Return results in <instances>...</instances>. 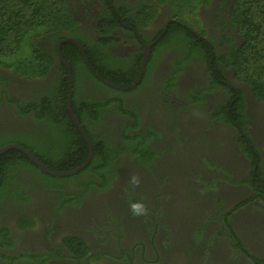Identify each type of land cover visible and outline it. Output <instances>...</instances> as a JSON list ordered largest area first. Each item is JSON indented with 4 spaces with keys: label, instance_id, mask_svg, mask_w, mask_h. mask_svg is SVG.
I'll list each match as a JSON object with an SVG mask.
<instances>
[{
    "label": "flooded vegetation",
    "instance_id": "flooded-vegetation-1",
    "mask_svg": "<svg viewBox=\"0 0 264 264\" xmlns=\"http://www.w3.org/2000/svg\"><path fill=\"white\" fill-rule=\"evenodd\" d=\"M153 2L68 0L82 41L100 46L109 59L123 63L114 72L104 68L106 77L66 40H76L71 36L55 43L54 36L40 37L39 47L52 59L43 77H22L0 65V138L29 139L63 124L81 136L88 156L74 116L89 139L100 137L112 150L107 184L85 173L55 187L34 186L23 174L12 175L20 193L29 198L0 204V230L5 229L13 242L0 247V256L9 259L0 257V264H264V101L220 61L224 78L214 72L212 59L209 67L193 59L176 70V49L155 51L176 23L204 41L211 54L223 53L227 47L219 42L224 34L238 41L228 17L231 0L198 5L194 26L177 21L165 4L156 6L155 15L142 25L137 8L153 7ZM101 12L116 20L105 19L98 31L94 18ZM65 42L72 43L83 59L76 91L72 65L60 50ZM146 51L144 71L132 88L105 83L115 85L111 72L128 82L134 66L140 71ZM66 65L72 77L71 110ZM195 96L199 100L194 102ZM89 99L98 100V105ZM30 101L52 103L53 108L42 111L53 112L43 113L39 122L34 117L37 109L20 114L17 105ZM120 105L125 114L116 110ZM135 135L153 154L148 163L126 149L128 137ZM90 143L88 163L72 175L55 178H72L82 171L93 157L91 139ZM133 175L139 186L130 183ZM136 200L146 205L145 213H131L129 203ZM24 217L33 220L32 226L17 225ZM66 238L80 239L86 253L79 257L65 244Z\"/></svg>",
    "mask_w": 264,
    "mask_h": 264
},
{
    "label": "trees",
    "instance_id": "trees-1",
    "mask_svg": "<svg viewBox=\"0 0 264 264\" xmlns=\"http://www.w3.org/2000/svg\"><path fill=\"white\" fill-rule=\"evenodd\" d=\"M208 2L209 0H156L152 3L153 7L141 6L137 8V14L142 19V25H144L155 15L156 6L165 4L171 9L177 21H184L179 14L180 10H184V12L187 10L192 16L190 17L191 21L196 17L198 5H206ZM228 17L238 36V41L234 36L224 34L219 45H226L227 48L219 55L215 51L211 54L208 45L204 41L196 40V37L176 23L169 26L167 33L155 46V51L159 52L160 48L165 47L176 49L179 52L178 60L176 58V70L179 69L178 67L182 63L191 62L193 59L199 61L201 65L209 67V62L212 59L214 72L219 78H224L219 67L220 61L225 68L231 69L235 80L248 85L254 96L258 100L264 101V0H231ZM77 23L69 8L68 0H0V65L22 77H43L49 70L52 59L49 54L39 47V39L38 41L29 42L28 56L15 58L25 40L31 35L38 34L40 36H54V43L65 36L74 37L84 49L91 64L105 77L106 73L103 72L107 70V67H114L115 69L116 66L123 64L109 59L104 51L99 48L100 46L83 42L75 29ZM60 33L63 35L59 36ZM60 50L72 65L74 89L76 91L78 63L83 61L82 56L70 42L63 43ZM138 71L139 66H134L131 73L127 75L130 79L128 82H123L125 76H118L117 73L113 74L111 72L110 75L113 78L111 81L119 86L130 84L137 77ZM210 75L213 76V73L210 72ZM90 81L93 84L96 83L91 78ZM216 83L220 84L218 81ZM89 100L93 103L99 102L96 99ZM198 100L199 96L193 98L194 102ZM51 104L43 106L30 101L27 106H24L27 110L22 106L23 109L19 110V113L25 114L30 110L37 109L34 117L39 122L43 113L53 112L50 110L42 111V109L53 108ZM85 106V109L88 110L87 101H85ZM116 110L125 114L121 109V105L117 106ZM41 111L42 113H40ZM95 114L94 112L92 116L96 118ZM243 118V114H240L239 121L241 124H243ZM97 121L98 117L95 119V122ZM52 123H54L53 120ZM132 125L133 128L137 127L136 122ZM64 127L63 124L52 126L44 135L40 134L29 139L19 135H5L0 138V148L8 144H18L30 151L35 158L47 165L51 171H69L85 161L87 147L76 131ZM90 139L94 148L92 160L72 178H55L45 174L17 149L10 148L3 151L0 154V204L4 200L11 204L24 203L29 198L27 194L22 193L23 191L20 193V184L12 178V175L15 174H23L25 176L24 180L27 179L34 186L48 185L55 187L67 179L75 178L78 180V178H81L79 177L80 174L84 173L92 174L91 177L96 176L107 184L106 167L112 150L108 148L105 141H99L100 137L92 136ZM128 141L127 151L136 155L141 162L148 163L152 159L153 154L144 147L143 142H140L138 135L129 136ZM21 178L23 179V177ZM33 223V220L29 217L17 221V225L21 228L32 226ZM5 231V229L0 230V247H9L13 244ZM64 242L79 257L86 253L87 248L80 239L66 238ZM77 248H79V251ZM0 257L9 260L5 255Z\"/></svg>",
    "mask_w": 264,
    "mask_h": 264
},
{
    "label": "water",
    "instance_id": "water-1",
    "mask_svg": "<svg viewBox=\"0 0 264 264\" xmlns=\"http://www.w3.org/2000/svg\"><path fill=\"white\" fill-rule=\"evenodd\" d=\"M66 40H69L71 42H73L75 45H77L79 48H80V51L81 53L83 54L84 56V59L87 61L88 63V60H87V57L85 56V53L83 51V49L80 47V45L78 44V42L72 38H68ZM61 44V42L58 43V45ZM57 45V47H58ZM147 51L144 53V59L142 61V65H141V68H140V71H139V74L136 78V80L131 84L129 85L128 87H125V86H119V85H113V84H109L107 82H105L107 85L113 87V88H116V89H121V90H124V89H128V88H132L136 83L139 82L140 78H141V75L144 71V67H145V64H146V61H147ZM67 67V70H68V109L71 110V107H70V104H71V93H72V90H71V84H72V77H71V73H70V70L68 68V66L66 65ZM73 120L76 122V124L79 126V131L80 133L82 134L84 140L86 141L88 147H89V153H88V156L86 158V161L77 166L76 168L70 170V171H66V172H55V171H51L46 165H44L41 161H39L37 158H35L28 150H26L23 146L21 145H18V144H8V145H4L0 148V154L7 150V149H10V148H14V149H18L20 151H22L42 172L48 174V175H51L53 177H60V176H67V175H72L76 172H78L79 170H81L89 161L90 157H91V143H90V139L88 138V136L86 135V133L84 132V130L80 127V125L78 124L76 118L73 116Z\"/></svg>",
    "mask_w": 264,
    "mask_h": 264
},
{
    "label": "rangeland",
    "instance_id": "rangeland-1",
    "mask_svg": "<svg viewBox=\"0 0 264 264\" xmlns=\"http://www.w3.org/2000/svg\"><path fill=\"white\" fill-rule=\"evenodd\" d=\"M118 7L120 9L121 6H118ZM119 11L121 12V17H123V18L126 17V12L124 9H120ZM179 14L182 16L181 17L182 20L185 21V22H183L184 24L193 25V23L196 22V21L194 22V20L190 21V17H192V16L190 15V13H188L187 10L185 12H184V10H180ZM196 14H197V11H196ZM105 16H107V17L105 18ZM94 19L97 22L96 29L98 31L101 30V28H104L105 19H107V21L116 20L115 16H112V14L108 15V13H106V12L105 13L101 12ZM40 37H41L40 34H38V35H31L28 39H26L25 42L22 44L20 51L17 53V55H15V58L16 57L24 58V57L28 56V54H29V46H28L29 42L38 41V39H40ZM111 68H112V71L114 72V67H111ZM17 106H18L19 110L23 109L22 106H20V105H17Z\"/></svg>",
    "mask_w": 264,
    "mask_h": 264
},
{
    "label": "clouds",
    "instance_id": "clouds-1",
    "mask_svg": "<svg viewBox=\"0 0 264 264\" xmlns=\"http://www.w3.org/2000/svg\"><path fill=\"white\" fill-rule=\"evenodd\" d=\"M130 183L134 186H139V178L135 175L131 177ZM129 209L133 215H141L147 211L146 205L142 200H136L135 202L129 203Z\"/></svg>",
    "mask_w": 264,
    "mask_h": 264
}]
</instances>
